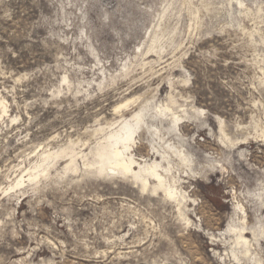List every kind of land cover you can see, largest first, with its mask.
<instances>
[{
    "label": "rangeland",
    "instance_id": "1",
    "mask_svg": "<svg viewBox=\"0 0 264 264\" xmlns=\"http://www.w3.org/2000/svg\"><path fill=\"white\" fill-rule=\"evenodd\" d=\"M1 98L0 264H264V0H0ZM165 106L181 205L84 166L96 128ZM70 142L76 171L28 179Z\"/></svg>",
    "mask_w": 264,
    "mask_h": 264
},
{
    "label": "bare ground",
    "instance_id": "2",
    "mask_svg": "<svg viewBox=\"0 0 264 264\" xmlns=\"http://www.w3.org/2000/svg\"><path fill=\"white\" fill-rule=\"evenodd\" d=\"M0 109L2 112L5 111L3 99L0 100ZM162 116L169 117V129H178V122L181 118L175 115L168 106L163 108L158 107L153 113L148 110H142L130 118H125L116 127L109 130H105L100 126L96 128L95 132H103V136L96 141L95 146L89 151L92 156L91 161L85 159L87 154L81 152V150L75 151L72 147L73 142H70L67 148L59 149L58 152H43L41 163L36 168H33L36 169V172L28 174V179H35L39 172L45 170L43 163L48 159L58 157L61 153H64L68 159L65 162L67 163L66 170L76 171L77 168L75 167L74 160L79 155L82 159H85V162H82L84 166L93 169V171L128 176L135 183H138L141 189L151 188L153 192L161 189L165 196L174 198L181 205L185 197L176 194L174 185L168 179L171 172L169 152L178 155L181 161L187 160V156L164 141L160 132L165 127H159L152 121L150 122V119L156 117L161 121L159 117ZM143 133L148 136L146 143L153 151V155H156L154 159L136 156L135 148H138L136 136H140ZM158 157L159 160L156 159ZM20 179L14 186L19 185L23 181V179H21L22 181ZM239 209L244 212L242 206ZM243 229V227L238 228L234 225H229L227 230L234 234V244L241 246L243 252L247 254L249 253V240L243 234Z\"/></svg>",
    "mask_w": 264,
    "mask_h": 264
}]
</instances>
